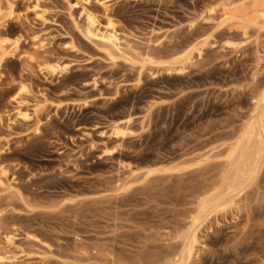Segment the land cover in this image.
I'll return each instance as SVG.
<instances>
[{"label": "rangeland", "instance_id": "1", "mask_svg": "<svg viewBox=\"0 0 264 264\" xmlns=\"http://www.w3.org/2000/svg\"><path fill=\"white\" fill-rule=\"evenodd\" d=\"M247 1L1 0L0 33L21 41L0 63V264L180 252L264 85L263 24L225 15ZM258 176L200 227L191 264H264Z\"/></svg>", "mask_w": 264, "mask_h": 264}, {"label": "bare ground", "instance_id": "2", "mask_svg": "<svg viewBox=\"0 0 264 264\" xmlns=\"http://www.w3.org/2000/svg\"><path fill=\"white\" fill-rule=\"evenodd\" d=\"M247 2L243 4L241 2V6L226 10L225 15L228 19L244 22L242 24L243 26L251 24L250 22L253 24L257 23L256 25L260 23L264 26V0H251V2L248 0ZM6 9H9L11 13L13 12L11 5L6 6L0 0V20L5 17ZM88 21L89 25L93 26L95 22L93 14L88 15ZM245 22H247V24ZM249 26L250 25H248V27ZM244 27L246 28V26ZM248 27L246 29H248ZM87 31L92 33L90 28H88ZM5 35V33H0V63L1 60L4 59L3 56H5L10 49H19L21 41V37L11 39ZM103 39L109 45L111 44L110 46L114 44L113 35L103 37ZM191 59L192 53L190 52L185 55L183 60L177 62L179 64H185L187 62L186 64H188ZM45 68L49 73L55 74L63 67L58 63L47 61ZM258 95H256L258 97L256 98V114L253 117L254 119L246 125L244 132L231 148L228 167L224 176L221 178L222 181L220 180V186L218 188L215 187L212 191L209 190V193L206 194L207 196L204 194V198L200 199L199 213L192 218L191 227L184 232L182 236V249L166 264H191L195 256L199 253L198 246L201 244L199 236L200 227L208 220L213 212L217 213L224 211L237 205V198H240L241 193L255 184L257 178H259L258 175L262 169V165H264V85L262 92ZM117 133H123L121 126H117ZM9 240L12 241L13 238H9Z\"/></svg>", "mask_w": 264, "mask_h": 264}]
</instances>
